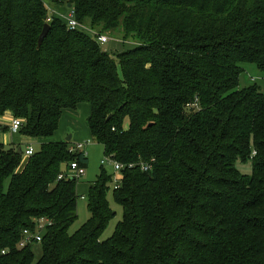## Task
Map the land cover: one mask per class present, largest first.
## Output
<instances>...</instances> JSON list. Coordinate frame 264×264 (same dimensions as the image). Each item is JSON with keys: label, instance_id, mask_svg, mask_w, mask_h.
Listing matches in <instances>:
<instances>
[{"label": "trees", "instance_id": "trees-1", "mask_svg": "<svg viewBox=\"0 0 264 264\" xmlns=\"http://www.w3.org/2000/svg\"><path fill=\"white\" fill-rule=\"evenodd\" d=\"M53 2L81 28L48 23L44 0H0V264H264V93L239 88L244 65L264 74V0ZM99 35L133 46L109 52ZM82 104L92 140L124 168L114 189L102 165L90 218L70 234L68 167L89 160L55 134ZM8 114L39 144L31 157L4 143ZM248 160L251 176L236 167ZM110 191L123 217L103 241ZM42 219L52 225L37 260L35 243L19 244Z\"/></svg>", "mask_w": 264, "mask_h": 264}, {"label": "rangeland", "instance_id": "rangeland-1", "mask_svg": "<svg viewBox=\"0 0 264 264\" xmlns=\"http://www.w3.org/2000/svg\"><path fill=\"white\" fill-rule=\"evenodd\" d=\"M50 17H54L59 20L61 23L65 24L68 22L70 18L71 8L69 7H60L58 4L54 3L53 0H44ZM118 38L111 39L108 43L105 44V50L109 52H121L127 48H131L133 45L129 43H124L120 36ZM244 73L240 77V89H244L250 87L254 84H257L261 91L264 93V74L255 66V65H244ZM86 111L88 108H83ZM9 115L7 117H10ZM87 119L84 124L86 125ZM87 126V125H86ZM78 129L81 133L87 132V127H82L80 123H78ZM72 130V131H70ZM74 127L66 128L65 138L68 136H73V132H75ZM89 130V129H88ZM4 137V134L2 135ZM67 137V138H68ZM26 139L21 137V134H14L13 142L19 144L21 148L25 149L26 144L23 142ZM77 139L73 137V143H77ZM85 145L84 151L89 160V166L86 169L85 175L79 179L77 185V195H78V217L76 222L72 225L69 230L70 234H75L90 218L89 213V186L97 179L98 174L102 169V161L104 160V149L103 146L96 143L92 139H86V141H82ZM35 149H39V144L34 145ZM109 171H113L110 166H105ZM237 169L243 174L247 176L252 175V161L248 160L246 162L238 161L236 164ZM84 197V198H83ZM109 203L111 208L116 212V216L110 221L109 225L105 229V231L101 235V240H107L111 238L115 232L117 224L121 221L123 217V210L121 206H119L115 199L112 196V192L110 191L108 195ZM33 251L36 255V259L38 260L42 256V250L40 244H35L33 246Z\"/></svg>", "mask_w": 264, "mask_h": 264}, {"label": "built area", "instance_id": "built-area-1", "mask_svg": "<svg viewBox=\"0 0 264 264\" xmlns=\"http://www.w3.org/2000/svg\"><path fill=\"white\" fill-rule=\"evenodd\" d=\"M53 20V17L48 18V23H50ZM69 29L71 30H77L79 28H81V26L79 25V23L76 21L75 19V15L74 12L70 13V18L67 22ZM98 42H100L101 45H105L106 43L109 42V38L105 35H99L98 36ZM197 102L195 101L193 104H188L187 108L191 109L193 107H196ZM3 124H5V126L9 129V132L11 134H17L19 133V131L21 130V128L24 125V120L21 118H15L12 117L9 118V120L7 122H3ZM24 143L26 144V147L24 149V156L25 157H31L34 154V145L35 143L33 141H24ZM85 145L82 142H77L74 143L71 147H70V152L74 153V152H81L84 150ZM102 165L103 166H110L115 174H114V179H113V188L114 189H118L121 185L122 182V177H121V171L123 170L124 166L116 161H113L111 158H104V160L102 161ZM133 166L131 165L130 168H132ZM69 172H68V177L71 178H76V179H80L85 175L86 170L82 167H80L79 163L77 161H73L72 163L69 164ZM141 169L144 172H148L152 169V167L150 165L147 164H141ZM65 178V174H61L58 179L62 180ZM84 198V197H83ZM52 223L49 221H45L44 219L40 220L36 226L35 230H31V229H25L23 231V236H22V241L19 244V248H25L30 244H40L42 242L43 239V233L46 230L47 227L51 226ZM4 254L6 253V251L3 252Z\"/></svg>", "mask_w": 264, "mask_h": 264}, {"label": "crops", "instance_id": "crops-1", "mask_svg": "<svg viewBox=\"0 0 264 264\" xmlns=\"http://www.w3.org/2000/svg\"><path fill=\"white\" fill-rule=\"evenodd\" d=\"M83 108H88V110L86 111ZM90 113H91V107L88 104L80 105L77 111H72V110L65 111L60 121L59 129L55 134V140L61 141L65 139V135L67 134L66 133L67 127H74L76 129L75 132H73L74 135L72 136V140L73 137H75L79 142L86 141V139H92L90 130H88V127L84 124L85 120L89 117ZM9 118H11V116L4 117V122H7ZM78 123H80L82 127L84 126L87 127V132L81 133V131H79L78 129ZM13 138L14 135L8 132L4 134L3 141L6 145H11L13 142ZM25 141L27 142L29 140H25ZM34 143L36 144V142Z\"/></svg>", "mask_w": 264, "mask_h": 264}, {"label": "water", "instance_id": "water-1", "mask_svg": "<svg viewBox=\"0 0 264 264\" xmlns=\"http://www.w3.org/2000/svg\"><path fill=\"white\" fill-rule=\"evenodd\" d=\"M69 8H71V5L68 6ZM50 31V25L49 24H46L41 35H40V38H39V41H38V45L39 47L42 45V43L44 42L45 38L47 37L48 33ZM72 140V136L68 137L67 138V141H70ZM22 152V150H20V153Z\"/></svg>", "mask_w": 264, "mask_h": 264}]
</instances>
